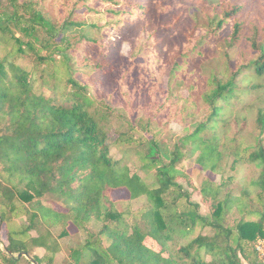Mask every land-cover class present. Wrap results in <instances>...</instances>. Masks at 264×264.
I'll return each instance as SVG.
<instances>
[{"label":"trees","instance_id":"obj_1","mask_svg":"<svg viewBox=\"0 0 264 264\" xmlns=\"http://www.w3.org/2000/svg\"><path fill=\"white\" fill-rule=\"evenodd\" d=\"M7 1L3 7L9 12L0 14V225L6 226L8 244H0V264H260L256 243L264 239V142L251 151L236 146L228 153L223 148L230 141L233 100L241 92L248 97L262 90L240 107L255 116L264 132V83L254 81V76L264 77V55L240 62L230 80H216L210 92L201 94L211 114L175 144L169 163L162 159L156 136L146 138L130 119L123 121L128 129L114 128L112 138L108 125L116 108L105 111L89 93L108 77H131V66H115L121 39L134 28L145 31L152 40L146 64L153 60L154 72L162 63L171 67L168 87L160 88L168 99L150 117L163 130L173 123L182 126L198 113L199 104L180 95L174 103L172 87L183 72L198 75L204 48L227 24L233 30L232 47L244 39L247 9L256 0H206L203 11L210 17L211 8L220 18L205 29L191 21L183 0ZM168 17L171 21L163 24ZM180 32L183 48L166 53L164 35ZM251 41L257 48V38ZM18 60L31 61L32 67ZM247 70L252 72L242 76L245 87H237V76ZM138 90L134 113L143 105ZM115 97L109 95L112 102ZM142 145L146 149H139ZM118 147L125 156L135 150L141 170L147 176L154 172V180L133 173L125 156L113 155ZM228 155L234 156L233 164L253 165L258 173L241 178L237 190L226 191L235 175L219 183L203 180L199 192L211 209L204 215L192 192L178 181L185 175L178 165L194 158L203 171L217 174ZM120 192L128 193V202L141 197L146 202L120 211ZM56 204L64 212H54ZM37 208L61 216L63 229L57 232ZM236 208L240 218L230 224ZM68 223L75 234L83 231L85 240L67 246L66 258L57 262L63 241L75 235Z\"/></svg>","mask_w":264,"mask_h":264},{"label":"rangeland","instance_id":"obj_2","mask_svg":"<svg viewBox=\"0 0 264 264\" xmlns=\"http://www.w3.org/2000/svg\"><path fill=\"white\" fill-rule=\"evenodd\" d=\"M206 2V0H183V4L188 7V15L190 16L191 21L196 23L199 29H205L209 25L212 27L213 20L216 22V20L220 18L219 14L214 12L211 8L210 17L203 11V6ZM7 3V0H0V6L2 7ZM253 4L255 7L250 5L247 9L248 19H246L244 23V39L238 43V45L232 47L229 44V37L233 30L232 26L227 24L226 27L221 30L219 37L211 39L210 44L204 48L205 59L201 62V69L198 72V75L192 74V76L189 77V74H184L182 71L183 75L181 74V78H179L174 87H172L174 103L177 102L180 96H191V99L197 100L200 109L193 118H189L182 126L173 123L167 130H163L162 126L158 124L156 118L150 116L154 112L152 111L154 107L155 109L160 107L168 99L169 94H165L160 88L166 89L168 87V75L171 67L162 63L159 67L160 70L158 69V72H154L156 70L153 68V60L147 64L145 61L147 50L150 48L148 46H151L152 44L150 35L145 31H133L136 28L132 31L130 30L129 32H126L121 39V56L118 58L115 66L120 70L123 66H131L128 70L131 77H129L128 80L124 75L118 80L113 77H108L105 81L100 82L96 89L89 90V93L96 99L97 104L102 109L108 111L109 106L113 109L116 108L115 110H110L112 112V123L111 125H108L110 136H112V138L115 137L114 128L122 130L128 129L127 124L123 121L125 119H130L132 122L139 125V128L142 130L143 135L146 138H150L152 134L156 136L158 143L161 144L162 159L165 163H169L172 158L175 144L179 142L183 136L197 128L200 123L206 121L211 114L212 109L210 105L201 98V94L210 92L216 86V80H222L224 83L230 80L238 69L240 62H244L246 59L259 58L261 55H264V0H256ZM158 6V3L155 4V7ZM2 7H0L2 10L0 11L1 16L4 11L9 12L7 7ZM178 13L179 11L176 12V15L172 13L171 19H176ZM171 19L168 17L163 20L164 22H160H163L164 24L167 23L168 20L171 21ZM191 21L188 19L189 24ZM160 22L158 21L157 24ZM184 23L186 24V21H184ZM256 31L259 32L258 35H256ZM96 37L99 38V32H96ZM246 37L251 38V40L257 38V48H254V46L251 45L252 41H248ZM163 38L165 39L164 45L166 49H168L166 53H177L183 48L185 43V37L182 32L174 36L165 34ZM196 51L197 49L192 51L189 56L194 55ZM18 62L27 68L32 67L31 61L18 60ZM134 64H137V66L134 67ZM165 65L167 67H165ZM88 72H90V70ZM251 72L252 70H247L237 76L236 82L239 83L237 87H245V85L241 84L242 76ZM125 73H127V71ZM159 75L161 76L159 77ZM134 78L137 80L132 82ZM254 81L264 83V77L254 76ZM149 83H152L153 85L149 86ZM128 85L131 86V91H129L127 87ZM134 90H138V92L142 91L141 96L138 95L137 92V97H140L143 105L139 107L141 109H137L136 113L133 111L134 108H136L133 103L135 94ZM261 92L262 90H259L254 95H248V97L241 92L239 93L241 94L239 95V99L233 100V111L235 112V115L230 120V129L228 132L230 141H228L227 145L223 148L228 153L233 152L236 149V146H240V148H248V150L251 151L255 149L260 140L264 142V132H260L255 121V116L251 113L249 115L244 108L240 107L243 102H251L254 100L256 98L254 96H259ZM110 94H116L113 102L109 99ZM131 107L132 110L130 109ZM139 121L141 124H139ZM146 121H149L151 124L149 128H143ZM138 133L140 134L139 130ZM139 134L136 136H139ZM139 149L144 150L146 149V146L142 145ZM186 150L188 151V149ZM112 154L118 159L122 158V156H125L124 148H114ZM124 159L129 164L133 173L140 175L148 182L154 180V172L147 176V174L141 170L140 161L135 154V150L128 153ZM233 159L234 156L228 155V159H226L222 171L217 174H212L210 171H203L197 163H194V158L187 159L178 165L180 170L185 172V175L178 177V181L184 185L185 189H189L192 192V200L200 203L202 214L208 216L211 214L210 203L204 201L199 192L203 180L210 179L219 183L222 180H226L228 176L235 175L236 178L233 182L228 184L226 191L232 188L237 190L240 188L238 183H240L239 181L241 178L247 177L248 179L251 178L253 174L258 173V169L255 166H250L245 163L233 164ZM120 196L122 201L117 205V209L120 211H124L129 205L134 209H138L146 202L145 197L128 202L126 201L128 199V193L125 192H120ZM48 203L49 202L46 200L44 201V204L49 205ZM53 207L54 212H64V209L59 204H56ZM48 209L39 208L38 211L43 219L57 232L61 231L65 222L61 223V216L56 217L55 214ZM239 218L240 209L236 208L230 215L229 223L234 224ZM99 227L100 225L98 224L95 228L98 229ZM67 228H69L72 234L77 232V229L71 223H68ZM84 240L85 233L83 231L72 235L69 239H65L63 241L64 248L59 253L57 262H61L66 258L67 246H77L78 244H82ZM0 244L1 246L8 244L7 229L5 225H0ZM256 247L259 250V256L262 260L260 264H264V239L259 240L256 243ZM35 251L41 252L37 249ZM209 258L210 257H207L208 260Z\"/></svg>","mask_w":264,"mask_h":264},{"label":"water","instance_id":"obj_3","mask_svg":"<svg viewBox=\"0 0 264 264\" xmlns=\"http://www.w3.org/2000/svg\"><path fill=\"white\" fill-rule=\"evenodd\" d=\"M27 256V254H25ZM36 264V263H35Z\"/></svg>","mask_w":264,"mask_h":264},{"label":"built area","instance_id":"obj_4","mask_svg":"<svg viewBox=\"0 0 264 264\" xmlns=\"http://www.w3.org/2000/svg\"><path fill=\"white\" fill-rule=\"evenodd\" d=\"M258 249V248H257ZM259 251V250H258Z\"/></svg>","mask_w":264,"mask_h":264}]
</instances>
